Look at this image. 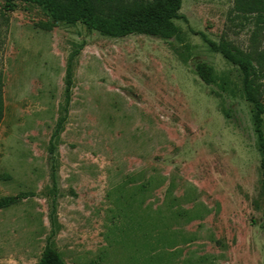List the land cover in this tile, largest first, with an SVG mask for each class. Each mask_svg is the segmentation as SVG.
<instances>
[{"label":"rangeland","instance_id":"obj_1","mask_svg":"<svg viewBox=\"0 0 264 264\" xmlns=\"http://www.w3.org/2000/svg\"><path fill=\"white\" fill-rule=\"evenodd\" d=\"M232 2L182 0V41L49 30L24 4L7 14L0 199L29 197L0 210V264H36L47 245L65 264H264L252 107L238 68L198 35L246 50L253 20ZM200 63L226 92L199 80Z\"/></svg>","mask_w":264,"mask_h":264},{"label":"trees","instance_id":"obj_2","mask_svg":"<svg viewBox=\"0 0 264 264\" xmlns=\"http://www.w3.org/2000/svg\"><path fill=\"white\" fill-rule=\"evenodd\" d=\"M17 4L39 8L48 18V29L59 24L75 26L82 24L109 39H122L131 35L153 37L163 41L175 39L182 41V32L174 22L184 20L179 14L182 0H5L0 9V22L8 24V13L15 11ZM232 12L240 17L253 20V30L249 46L241 50L224 38L215 43L199 33L208 48L219 54L225 61L238 68L241 75L242 98L252 107V123L261 156V195L264 200V0H233ZM78 51L71 54L66 74L64 90L63 115L57 121L49 144V151H54V140L61 132L66 120L72 89V61ZM195 73L206 86H219L223 92L227 88L219 79L212 67L200 63L195 66ZM3 75L0 72V122L3 114L2 92ZM52 191L56 190L54 169L51 171ZM29 195H18L0 199V210L17 205ZM54 214V207L51 216ZM52 220V217H51ZM261 228L264 235V207L262 210ZM36 264H65L61 256L50 246H45Z\"/></svg>","mask_w":264,"mask_h":264}]
</instances>
